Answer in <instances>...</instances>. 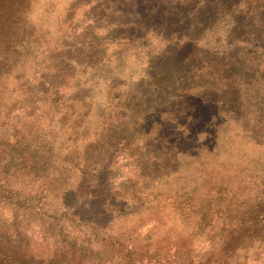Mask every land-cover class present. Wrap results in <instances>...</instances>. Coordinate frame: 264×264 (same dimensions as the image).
Returning a JSON list of instances; mask_svg holds the SVG:
<instances>
[{"label":"trees","instance_id":"1","mask_svg":"<svg viewBox=\"0 0 264 264\" xmlns=\"http://www.w3.org/2000/svg\"><path fill=\"white\" fill-rule=\"evenodd\" d=\"M30 4L0 0V264H162L122 223L165 200L201 241L174 264H264V0H71L52 45Z\"/></svg>","mask_w":264,"mask_h":264},{"label":"rangeland","instance_id":"2","mask_svg":"<svg viewBox=\"0 0 264 264\" xmlns=\"http://www.w3.org/2000/svg\"><path fill=\"white\" fill-rule=\"evenodd\" d=\"M71 0H31V4L27 8L28 13V20H29V28H35L37 30H40V32H46V41L50 43L51 45L54 44V42L58 39V35L60 34L59 31L63 29L65 26L63 16L66 12V8L70 5ZM69 4V5H68ZM32 51V48L30 49ZM33 50L36 51V48L33 46ZM120 49L117 46H110L108 48V51L104 55V59H109L111 61V65L113 64L114 60L117 59V56H119ZM144 55V56H143ZM144 59H134V56H131L128 58L127 65L128 69L125 70L124 74L121 73V79L123 78H129V74L132 72V78L135 79L136 77L141 75V70L145 66V54H141ZM98 89V87H97ZM4 96L11 97L10 103L14 101H22V99L25 97H22V95H19L18 91H15L13 94L9 91L4 93ZM99 101L101 100V94L96 97ZM8 99V98H7ZM48 109V107H47ZM45 109L43 118L39 123L32 124L33 131H37V133H44V135L49 136L50 133L54 135L56 138L54 149L55 154L63 155L65 153L64 146H66V135L69 133V130L67 128L60 129L59 130V124L57 119H59L56 114L53 115V120H50V113L51 111H47ZM97 120H95L93 117H90L88 119L87 127L91 131L93 128H91ZM69 123H71L69 121ZM68 123V124H69ZM27 131H25L26 133ZM81 131H78V134H81ZM65 134V137H64ZM34 139V138H32ZM46 138H42V141H46ZM34 143V142H33ZM56 167V165H54ZM233 177L231 175H224L222 177H218L214 181L215 184H222V183H232ZM207 182L200 183L198 186L205 187ZM205 184V185H202ZM198 193L204 194L203 191L199 190ZM174 193L171 191H166L164 193V196L162 197V200H164L166 197L172 196ZM201 195V194H200ZM198 195V196H200ZM175 204H177V201H175ZM171 200H165L162 201L158 206L157 209H154V206H152V215L154 217H157L158 220L162 223V225L153 226L151 225V214H147L146 211L143 212L142 216L136 217V216H129L126 221L122 224L131 225L135 224V227L138 228L133 234V238L135 239V242L137 245L143 244L144 251L143 256L149 257L150 259H158V260H166V262H163L162 264H174V258L173 255L175 254V245L176 243L180 244H187L186 247L182 248L180 251L181 255H197L199 253L200 248V238L199 237H190L189 234L190 229H192L193 222L192 217H189L188 219H183L179 217V215L176 212H173ZM134 221V222H133ZM138 221V223H137ZM140 222V223H139ZM119 223L116 222V224ZM115 228V225L114 227ZM251 226H244L242 228L243 235L246 237V235L253 233V237L251 239L249 238H243L245 243L247 245L257 236L264 235V232L260 233L257 231H251ZM140 234L138 237L136 234ZM145 238H148L149 240H145ZM203 238V237H202ZM250 245V244H249ZM252 250H245L239 253V255L242 257L244 255H247L251 257ZM264 259V256L263 258ZM241 264H255L252 258L248 259L246 262L242 261Z\"/></svg>","mask_w":264,"mask_h":264}]
</instances>
